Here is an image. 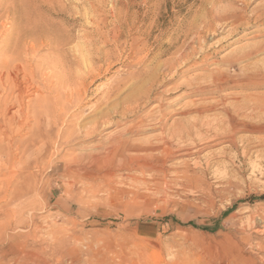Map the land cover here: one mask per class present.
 <instances>
[{
  "label": "rangeland",
  "instance_id": "1",
  "mask_svg": "<svg viewBox=\"0 0 264 264\" xmlns=\"http://www.w3.org/2000/svg\"><path fill=\"white\" fill-rule=\"evenodd\" d=\"M239 1L0 0V264H94L101 255L264 264V108L235 111L246 100L264 105V21L253 24L264 0ZM232 5L251 26L231 32ZM96 32L111 63L86 55ZM182 51L187 66L179 60L182 71L165 82L174 70L165 64ZM198 85L205 93L190 94ZM77 87L87 96L71 103ZM229 114L235 147L205 133ZM195 118L204 126L189 137L198 153H106L139 122L134 141L157 142L175 121Z\"/></svg>",
  "mask_w": 264,
  "mask_h": 264
},
{
  "label": "bare ground",
  "instance_id": "2",
  "mask_svg": "<svg viewBox=\"0 0 264 264\" xmlns=\"http://www.w3.org/2000/svg\"><path fill=\"white\" fill-rule=\"evenodd\" d=\"M235 1V0H234ZM250 0H241V1H239V2H242V4H244L243 5V8H244V6L245 5H248V3H250L249 2ZM228 7H230V6H228ZM233 7V11L232 10H230L227 14H231L232 15V20L235 22L233 25H232V27H230L231 28V32L233 33V32H236L240 27H242L241 25L242 24H246L247 26H251L250 25V21H249V19H245V16L242 14V13H240L241 12V10H239V9H236V8H234V6L232 5L231 6V8ZM254 7V6H253ZM259 7V6H258ZM225 9V8H224ZM228 9V8H227ZM230 9V8H229ZM235 9V10H234ZM254 9V8H253ZM226 10V9H225ZM224 10V11H225ZM239 11V12H238ZM245 12V10H242V12ZM243 12V13H244ZM258 12H260L257 16H255V20H254V22H253V24H257V23H259V24H261L263 21H264V3H262V5H261V11H259L258 10ZM214 13V12H213ZM121 17V16H120ZM119 23H120V21H119ZM121 24V23H120ZM207 25V24H206ZM97 27H99L100 28V26H99V24L97 25ZM230 32V33H231ZM96 38L97 39H95L96 41H90L89 42V44H87V45H89L88 46V49L86 50L87 51V53L88 54H86V55H89V59L90 60H93V59H95V60H97V61H102L103 59H106L107 61H110L109 63H111L112 61V56H110L107 52L106 53H103V51H102V47L101 46H99V47H97V45H98V43H99V39H101V38H103V44L105 45L106 44V42H108L107 41V38L106 37H104L103 35V33L101 34V32H96ZM261 35H263V34H261ZM255 36V35H254ZM121 37V33L119 32V33H117L116 34V36L114 37L115 39L113 40L114 42H115V44H116V46H118V41H119V38ZM95 38V37H94ZM101 41V40H100ZM86 43V42H85ZM83 45V44H82ZM94 45H96V47H94ZM120 45V44H119ZM121 46V45H120ZM94 47V48H93ZM261 47V46H260ZM247 48V47H246ZM263 49V48H262ZM187 51V50H186ZM186 51H182L181 52V54H180V56L178 57V58H176L175 59V61L173 62V63H167V64H165V65H169V66H172L173 67V72H172V74H171V76H169V79L167 80V78H165L166 80H165V82H168V81H170L174 76H175V73H178V72H181L182 70L181 69H179V64L178 63H180V62H178L179 60L181 61V59H184V65H182V67L181 68H184L185 66H187V64H188V62L189 61H187V59H189L190 58V53H186ZM234 52V51H233ZM248 52V51H247ZM245 53V54H240L239 55V57H238V59H236V63L237 62H239V60H242V59H244V58H246L248 55H250L249 53ZM196 55V54H195ZM114 56V55H113ZM118 57V54H117V56H116V58ZM232 58V57H231ZM263 58H264V56H263ZM186 60V61H185ZM140 61V60H139ZM178 62V63H177ZM228 62V61H227ZM182 63V62H181ZM252 63V62H251ZM168 66V67H169ZM101 67L102 66H99V68L101 69ZM167 67V66H166ZM167 67V68H168ZM82 69V68H81ZM227 69V68H226ZM96 70V67H94V68H90V69H88V71L89 72H87L88 73V75H95V73H94V71ZM98 70V69H97ZM261 70V69H260ZM260 70H258V71H256V72H260ZM100 71V70H99ZM98 71V72H99ZM251 71V70H250ZM263 71V70H262ZM211 72V71H210ZM262 73V72H261ZM263 73H264V71H263ZM100 74V73H99ZM243 74V73H242ZM14 75V74H13ZM213 74H211V76H212ZM216 75V77H217V75L218 74H215ZM225 75V74H224ZM223 75V76H224ZM177 76V75H176ZM218 76H220V75H218ZM93 77V76H92ZM215 76H213V78H214ZM87 78V77H86ZM232 78V77H231ZM90 79V78H89ZM237 79V78H236ZM86 80V79H85ZM215 80V79H214ZM219 80H220V78H219ZM86 82V81H85ZM205 82V81H204ZM203 82V83H204ZM216 83V82H215ZM215 83H213L212 82V86H214V84ZM219 83V82H218ZM15 84V83H14ZM27 84V83H26ZM220 84V83H219ZM225 84V83H224ZM250 84V83H249ZM18 85V84H17ZM216 85V84H215ZM222 85V84H221ZM237 85V84H236ZM15 86H16V84H15ZM23 86H25V85H23ZM23 86H21L22 88H23ZM82 86V85H81ZM211 86V85H210ZM249 86V85H248ZM20 87V88H21ZM34 87V86H33ZM208 87V86H207ZM223 87V86H222ZM224 87H225V85H224ZM226 87H228V86H226ZM6 88V87H5ZM78 88V87H77ZM74 88L73 90H70V93H69V98L70 99H68L69 100V102H71V103H75V102H78V103H81V102H83V100L86 98V96H87V93H88V90L87 89H83V88ZM23 89H28L27 90V92L30 90L29 89V86L27 87H25V88H23ZM120 89V88H119ZM219 89H221V86H215L214 87V89H213V92L214 91H218ZM19 90V89H18ZM121 90V89H120ZM205 88L202 86V85H198V86H195L192 90H191V92H189L190 94H192V95H197V94H203V93H205ZM212 91V90H211ZM23 93H24V95H25V93H27L26 92V90H24V91H22ZM115 93V89H113V90H109L108 91V96H109V98H111L112 97V95ZM120 93V92H119ZM33 94V93H32ZM240 94V93H239ZM89 95V94H88ZM105 95V94H104ZM225 95V94H224ZM243 95V94H242ZM21 96H23V94L21 93ZM20 96V97H21ZM27 96V95H26ZM148 97V96H147ZM146 97V99H148ZM108 98V99H109ZM221 98V97H220ZM21 99H23V98H21ZM25 99V98H24ZM145 99V98H144ZM143 99V100H144ZM249 99V98H248ZM67 100V101H68ZM129 100V99H128ZM131 100V99H130ZM259 100V99H258ZM258 100H254L252 103H250V101L251 100H246V101H244L243 103H240V104H237V103H235V104H237V108L235 109V111L236 112H239V111H242V110H244V109H248L249 110V108H252V109H263L264 108V105H263V103L262 102H260V101H258ZM66 101V102H67ZM115 101V100H114ZM145 101V100H144ZM68 102V103H69ZM125 102V101H124ZM64 103V102H63ZM62 103V104H63ZM117 103V102H116ZM219 103V102H218ZM84 104V103H83ZM14 105V104H13ZM118 105V104H117ZM205 105V104H204ZM74 106H75V104H74ZM109 106V105H108ZM134 106V105H133ZM192 106V105H191ZM197 106V105H196ZM207 106V105H206ZM116 107V106H115ZM114 107V108H115ZM135 107V106H134ZM137 107V106H136ZM188 107V106H187ZM61 109V108H60ZM101 109V108H100ZM107 109V108H106ZM112 109H113V107H112ZM131 109V108H130ZM127 110V109H126ZM134 110H136V109H134ZM63 111V110H62ZM95 111V110H94ZM200 111H203V109H201ZM223 111V110H222ZM225 111L227 112V114H228V112H229V110L228 109H225ZM3 112V111H2ZM106 112V111H105ZM122 112V111H121ZM127 112H128V110H127ZM197 112V111H196ZM262 112V111H261ZM65 113V112H64ZM95 113H96V111H95ZM98 113V112H97ZM104 113V112H103ZM109 113V112H108ZM115 113V112H114ZM126 113V112H125ZM202 113V112H201ZM59 114V113H58ZM92 114H94L93 112H92ZM235 114V113H234ZM234 114L232 115V114H229L228 115V118L225 120V119H223V120H221L219 123H217V126H215V127H212V125L210 126L211 128H207L206 129V131H205V133L207 134V132H209V131H211V133H212V136L215 138V137H219V136H223V137H225V138H228L227 139V141L226 142H229L230 143V145L231 146H236V140H235V134L239 131L238 129H236V126H235V118H236V116H234ZM239 114V113H238ZM106 115H107V113H106ZM62 116V115H61ZM81 116V115H80ZM102 118H103V115H100ZM113 116V115H112ZM163 116H164V114H163V111H161L160 113H159V116H157V117H155V119H156V121L158 120V123H159V128H161V129H164L163 128V126H164V123L165 122H163ZM203 116V115H202ZM105 117V116H104ZM110 117H111V115H110ZM154 119V120H155ZM238 119V118H237ZM77 120V119H76ZM100 120V119H99ZM166 120V119H165ZM200 120H201V117H200ZM239 120V119H238ZM204 121V120H203ZM206 121V120H205ZM76 122V121H75ZM109 122V121H108ZM142 122V121H141ZM199 122H201V121H199L198 120V118H195V119H193V120H187V121H175L173 124H172V126H171V128L170 129H168L169 131H168V134H161V135H157L158 137H155L156 139H157V142H152L151 140H144V141H141V142H135L134 140L135 139H133V136H135V135H139V133L140 132H143V125H142V123H140L139 122V124L138 125H134V126H131L129 129H126L127 131H125V132H122V133H119L117 136H115L114 138H113V140L111 141V143H110V145L107 147V155H109V157L111 156V157H113L114 155L116 156V154H120V157L122 158L123 157V155L126 153L127 154V152H141L142 154H145V155H150L149 157H152V154L154 153V152H157V151H159L162 155H163V157L165 158V159H168V158H171L172 159V157H174L175 156V154L177 153V152H179V151H183V150H185L182 154L183 155H192V154H195V153H198V152H200V150H201V148H197V143H196V137L194 136V137H192V139H189V137H191V136H193V135H195L196 134V136H199V134L201 133V131H202V129L201 128H203L204 126L202 125V124H204L203 122H202V127H198V125H199ZM210 122H212V121H210ZM245 122V121H244ZM102 123H104L103 122V120H102ZM207 123V122H206ZM205 123V124H206ZM253 123V122H252ZM85 123H83V125H84ZM91 124V123H90ZM89 124V125H90ZM100 124V123H99ZM247 124V123H246ZM200 125V126H201ZM214 125H216V124H214ZM213 125V126H214ZM81 126H82V124H81ZM207 126V125H206ZM85 127V126H84ZM76 128V127H75ZM97 126H95L94 128H92V130H87V129H84V132H85V135L86 136H93V134L97 131ZM144 130H145V128H144ZM18 131H20V130H18ZM98 133V132H97ZM13 134V133H12ZM57 134V133H56ZM84 134V133H83ZM73 135H74V133L71 135L70 134V136L68 137L69 139H71L72 137H73ZM77 135H79V134H77ZM84 135V136H85ZM209 135V134H208ZM207 135V138H209V136ZM201 137V136H200ZM204 137V136H203ZM202 137V138H203ZM187 139V140H189L188 141V143H186V144H179L181 141H184V139ZM201 138V139H202ZM212 138V137H211ZM210 138V139H211ZM220 138V137H219ZM104 139V138H103ZM198 139H200V138H198ZM204 139V138H203ZM213 139V138H212ZM174 140H177L178 141V144H176V146L175 145H172L171 143H172V141H174ZM207 140V139H206ZM218 140V139H217ZM139 141V140H138ZM208 141V140H207ZM206 141V142H207ZM52 142V141H51ZM185 142H187L186 140H185ZM224 142V141H223ZM199 143V142H198ZM209 143V142H208ZM199 145V144H198ZM205 145V144H204ZM105 146V145H104ZM196 146V147H195ZM203 146V145H202ZM194 147V148H193ZM199 147V146H198ZM206 147V146H205ZM86 148V147H85ZM88 149V148H87ZM86 149V150H87ZM97 149H100V148H97ZM85 150V149H84ZM104 150H105V148H104ZM204 150V149H203ZM18 153V152H17ZM181 154V155H182ZM115 156H114V158H115ZM125 156V155H124ZM231 157V156H230ZM235 157V156H234ZM110 159V158H109ZM112 159V158H111ZM124 159V158H123ZM5 208V207H4ZM19 231V230H18ZM14 247V246H13ZM103 247V246H102ZM102 247H100V249H99V251H100V253L101 254H103L104 253V251H101V250H103V248ZM104 249H106V247L104 248ZM116 255V254H115ZM117 256V255H116ZM98 257V256H97ZM94 258V257H93ZM107 257H105L104 258V255H101L100 256V259H99V261L98 262H95L94 264H117V262H115V260L114 259H109V258H107ZM96 261V260H95ZM92 264V263H91Z\"/></svg>",
  "mask_w": 264,
  "mask_h": 264
},
{
  "label": "trees",
  "instance_id": "3",
  "mask_svg": "<svg viewBox=\"0 0 264 264\" xmlns=\"http://www.w3.org/2000/svg\"><path fill=\"white\" fill-rule=\"evenodd\" d=\"M191 224L195 225L193 222H190Z\"/></svg>",
  "mask_w": 264,
  "mask_h": 264
}]
</instances>
